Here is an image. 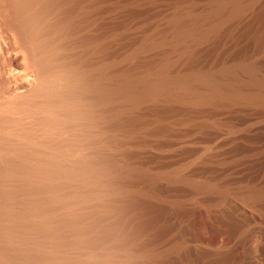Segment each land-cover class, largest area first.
Instances as JSON below:
<instances>
[{
	"label": "rangeland",
	"instance_id": "obj_1",
	"mask_svg": "<svg viewBox=\"0 0 264 264\" xmlns=\"http://www.w3.org/2000/svg\"><path fill=\"white\" fill-rule=\"evenodd\" d=\"M32 4L60 57L106 62L124 91L103 149L120 192L79 208L92 237L119 264H264V0Z\"/></svg>",
	"mask_w": 264,
	"mask_h": 264
},
{
	"label": "bare ground",
	"instance_id": "obj_2",
	"mask_svg": "<svg viewBox=\"0 0 264 264\" xmlns=\"http://www.w3.org/2000/svg\"><path fill=\"white\" fill-rule=\"evenodd\" d=\"M32 2L0 0V264L130 262L129 252L117 253L116 240L112 249L92 237L97 228L86 220L92 213L79 212L119 190L110 178L116 164L103 149L124 91L105 61L60 57L49 19Z\"/></svg>",
	"mask_w": 264,
	"mask_h": 264
}]
</instances>
